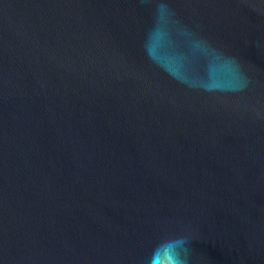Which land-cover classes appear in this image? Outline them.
<instances>
[{
    "label": "water",
    "instance_id": "obj_1",
    "mask_svg": "<svg viewBox=\"0 0 264 264\" xmlns=\"http://www.w3.org/2000/svg\"><path fill=\"white\" fill-rule=\"evenodd\" d=\"M264 264V0H0V264Z\"/></svg>",
    "mask_w": 264,
    "mask_h": 264
},
{
    "label": "clouds",
    "instance_id": "obj_2",
    "mask_svg": "<svg viewBox=\"0 0 264 264\" xmlns=\"http://www.w3.org/2000/svg\"><path fill=\"white\" fill-rule=\"evenodd\" d=\"M186 243L183 238L162 241L146 258L145 264H187L184 255L187 251Z\"/></svg>",
    "mask_w": 264,
    "mask_h": 264
}]
</instances>
